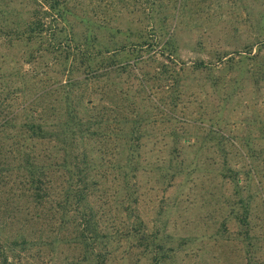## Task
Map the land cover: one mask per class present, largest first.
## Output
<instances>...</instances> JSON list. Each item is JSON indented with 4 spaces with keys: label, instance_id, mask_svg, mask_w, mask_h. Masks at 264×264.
I'll return each instance as SVG.
<instances>
[{
    "label": "trees",
    "instance_id": "obj_1",
    "mask_svg": "<svg viewBox=\"0 0 264 264\" xmlns=\"http://www.w3.org/2000/svg\"><path fill=\"white\" fill-rule=\"evenodd\" d=\"M117 1L129 17L118 24L121 16L108 3L97 16L81 7L82 0H0V38L8 40L9 49L25 47L20 59L27 64L48 56L50 82L24 100L0 128V139L10 127L16 128L18 137L11 152L0 146V264H14L32 249L27 233L14 230H29L41 219L51 230L64 232L59 241L77 244L80 261L87 264H112L113 243L121 236L135 240L133 247L143 249L148 264H176L169 235L162 238L159 231H147L140 212L129 206L124 211L135 217V223L127 235L109 231L103 204L97 208L94 203L95 197L104 200L107 191L94 176L103 167L102 174L110 173L104 170L108 166L102 157L98 160L87 145L98 141L97 151L105 155L115 153L125 140L129 153L124 164L107 165L125 170L123 177L137 178L144 168L140 145L145 129L154 122L166 123L172 126L168 136L178 147L171 154L178 164L168 167L182 173L185 162L179 145L191 139L190 125L205 123L198 115L207 114V101H217L220 109L248 83L257 89L264 84V7L254 18L252 13L246 15L257 29L254 39L236 52L238 56L220 48L206 58L188 61L182 56L181 35L185 29L206 28L200 23L204 19L228 21L218 13L223 0ZM235 2L246 5L245 0ZM233 3L226 0L224 6ZM196 45L201 49L204 42L198 40ZM8 75L10 80L17 76L20 84L0 89V107L31 89L29 72ZM205 79L213 89L205 98L189 92L195 85L206 87ZM113 94L118 100L111 99ZM209 127L207 135L222 147L224 135L218 127ZM237 176L226 167L225 178L238 182ZM128 190L125 186L132 200ZM246 211L239 218L242 222Z\"/></svg>",
    "mask_w": 264,
    "mask_h": 264
},
{
    "label": "rangeland",
    "instance_id": "obj_2",
    "mask_svg": "<svg viewBox=\"0 0 264 264\" xmlns=\"http://www.w3.org/2000/svg\"><path fill=\"white\" fill-rule=\"evenodd\" d=\"M82 1L81 7L96 12L97 16L104 12L103 4H110L111 11L121 16L116 24L129 18L117 0ZM221 3L218 13L224 14L228 21L217 18L211 23L204 19L200 23L206 28L184 30L180 42L184 60L192 61L199 56L206 58L220 48L236 57V52L254 39L257 28L251 26L246 15L257 16L264 7L262 0H245L246 5L234 0L231 7L224 6L226 0ZM198 40L204 42L201 49L196 45ZM6 41L4 37L0 38V89L4 91L20 84V80L16 81L17 76L10 80L8 75L16 71L29 72L31 77L27 83L31 89L23 98L1 104L0 128L3 120L11 117L24 100L38 94L46 83H50L48 56L37 59L35 64H27L20 59L25 47L16 45L9 49ZM34 71L37 75L31 74ZM203 82L207 83L206 87L195 85L189 92L205 98L213 89L209 86L210 80ZM191 83L197 82L191 80ZM111 99L118 100L115 94ZM217 103L211 99L207 101V114L198 113L205 118L204 125L199 122L190 125L191 139L180 143L185 162L182 173L177 172L176 167L171 170L168 167L169 163L177 166L171 154L178 147L174 138L168 136L172 126L166 123L154 122L145 129L146 135L142 136L140 145V162L144 168L137 178H128L125 174L123 177L125 170L107 165L110 161L124 164L129 153L125 140L118 143L120 146L115 153L105 155L97 151L98 141L87 145L89 150L95 151L98 160L102 157L106 168L108 166L104 170L110 173V176L102 174L103 167L94 176L107 191L104 200L95 197L94 203L97 208L103 204L106 225L110 226L112 234L121 230L127 235L128 227L134 225L135 217H128L124 211L129 206L140 212L147 231H159L162 238L169 235L170 244L175 247L176 264H264V84L257 89L253 83H248L235 100L221 105L220 109ZM194 106L199 111V103ZM211 125L218 127L224 135L223 148L218 145V140L207 135ZM16 138V128L10 127L0 139V146L11 152ZM108 148L112 150L111 145ZM227 166L237 172L238 182L224 177ZM125 186L130 189L128 194L132 193V200L128 199ZM245 210L247 218L242 222L239 218ZM17 232L27 233L32 249L23 253L14 264H87L80 261L81 251L77 244L59 241L64 238V232L51 230L43 219L34 222L29 230H14L15 234ZM6 236L5 233L3 238ZM118 240L113 243L116 251L112 255V264H148L141 253L143 249L133 247L134 239L121 236Z\"/></svg>",
    "mask_w": 264,
    "mask_h": 264
}]
</instances>
